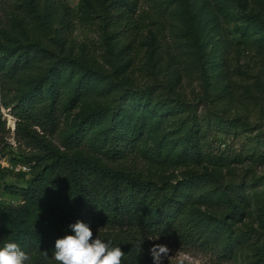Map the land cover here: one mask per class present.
I'll list each match as a JSON object with an SVG mask.
<instances>
[{
	"label": "trees",
	"instance_id": "trees-1",
	"mask_svg": "<svg viewBox=\"0 0 264 264\" xmlns=\"http://www.w3.org/2000/svg\"><path fill=\"white\" fill-rule=\"evenodd\" d=\"M136 1L96 0L83 10L80 20L106 32L108 47L125 40L126 44L116 51V56L122 55L140 33L141 21L134 12ZM50 2L47 0L48 5ZM21 4L25 17L19 30L15 31L13 25L2 30L9 44L0 50V108L8 109L15 118L14 137L22 139L27 149L17 158L27 171L19 170L16 175L29 178L23 186L9 184L5 181L8 169H0L1 190L19 198L17 204L0 203V246L4 241L19 243L30 257L26 264H57L53 258L55 241L74 235L69 225L79 220L89 225L93 239L99 236L121 248L126 254L122 264H145L144 241L155 236L178 238L186 246L205 251L220 248L226 255L230 238L225 234L227 221L208 219L204 213L190 210L195 205L212 204V198H217L230 206V218L236 219L250 204L240 183H229L222 189L211 183L221 178L220 166L227 164V156L203 153L195 119L183 137L170 140L166 134L157 135L160 118L155 119L154 113L159 116L172 109L190 112L193 107L180 100L169 86L163 91L152 86L132 89L118 82V104L112 101L89 111L71 130L62 132L61 113L78 103L86 105L97 93L88 76L99 74L97 82L104 85L98 94L112 84V77L93 67L87 76L82 71L87 68L83 60L54 54L43 45L40 27L58 24L66 33L74 19L72 8L65 6L58 18L43 24L34 15L41 9L42 0H23ZM204 6L210 21L216 20V13L229 16L223 0H217L216 7L210 1ZM187 15L194 30L209 26L199 11L188 10ZM259 32L264 37V25ZM50 60V67L44 70ZM27 79L34 83L30 89L11 98ZM123 99L128 103L119 104ZM240 125L247 128L244 122ZM4 131L0 111L2 142ZM139 153L154 169L196 160L213 167L209 173H196L190 181L171 185L154 173L144 174L138 163ZM252 199L264 233V193L254 192ZM252 264H264V243Z\"/></svg>",
	"mask_w": 264,
	"mask_h": 264
},
{
	"label": "rangeland",
	"instance_id": "rangeland-1",
	"mask_svg": "<svg viewBox=\"0 0 264 264\" xmlns=\"http://www.w3.org/2000/svg\"><path fill=\"white\" fill-rule=\"evenodd\" d=\"M22 1L0 0V50L9 44L2 30L13 25L18 31L22 25L25 17L21 13ZM94 1L51 0L48 5L47 0H42L41 9L34 14L43 24H48L49 20L58 18L65 6L72 8L74 19L66 33L58 24L45 29L40 27L43 45L54 54L83 60L88 69L82 71H86L87 76L93 67L111 75L113 81L103 94H98L104 83L97 82L99 74L88 76L97 93L86 105L78 103L61 113L62 132L71 130L89 111L112 101L117 103L121 95L118 82L132 89L152 86L163 91V87H171L193 110L180 112L172 109L159 116L154 113L155 119L160 118L158 137L162 134L170 140L183 137L195 119L199 124L197 131L203 153L223 154L228 159L226 165L220 166L221 178L211 180V183L219 184L221 189L229 183H240L250 204L242 208L236 219L230 218V206L217 198H212V204L195 205L190 210L204 213L208 219L224 218L227 221L225 234L229 233L230 238L226 255L220 248L205 251L197 246H186L178 238L155 236L144 241V262L154 264L150 250L155 245H166L170 251L161 264H178L182 256L190 257L185 264H252L257 249L264 243V233L258 224L252 199L254 192L264 193V37L259 32L264 25V0H223L229 16L224 18L216 13L214 21H210L204 2L210 1L216 7L217 0H137L134 12L141 21L140 33L124 53L117 56L116 51L126 44L125 40H119L114 48L108 47L106 32L96 24L80 20L83 10ZM188 10L204 14L202 21L209 26L194 30L190 26ZM109 40L113 38L109 37ZM27 41L24 38V43ZM115 57H120L116 63L119 67L114 63ZM51 62L47 61L43 69H48ZM31 80L23 82L11 98L19 91L30 89L34 84ZM124 103L128 102L125 99L119 102ZM0 111L5 120L3 142L0 141V169H8L7 183L23 186L29 176L17 177V171H27L17 158L27 149L22 139L14 137V131L7 128L10 111L4 107ZM232 120L237 123L230 124ZM242 122L247 128L240 125ZM12 135L14 145L9 144ZM147 145H150L149 141ZM138 161L144 174L154 173L160 181H169L171 185L190 181L196 173H209L213 167L206 161L196 160L154 169L145 164L140 153ZM18 199L3 193L0 188V203L17 204Z\"/></svg>",
	"mask_w": 264,
	"mask_h": 264
},
{
	"label": "clouds",
	"instance_id": "clouds-1",
	"mask_svg": "<svg viewBox=\"0 0 264 264\" xmlns=\"http://www.w3.org/2000/svg\"><path fill=\"white\" fill-rule=\"evenodd\" d=\"M69 227L74 235H65L55 241L53 258L57 264H122L126 254L119 246H113L111 240L105 241L99 236L93 239L89 225L79 220ZM150 251L154 264H161L170 250L166 245H155ZM29 259L17 242L4 241L0 246V264H26ZM186 260L190 257L182 256L178 264H185Z\"/></svg>",
	"mask_w": 264,
	"mask_h": 264
},
{
	"label": "built area",
	"instance_id": "built-area-1",
	"mask_svg": "<svg viewBox=\"0 0 264 264\" xmlns=\"http://www.w3.org/2000/svg\"><path fill=\"white\" fill-rule=\"evenodd\" d=\"M9 116H10V117H8L9 120L7 121V123H8V127H7V128H8L11 132H13V131H14V126H15V119L13 118L12 115H9ZM3 119H4V118H3ZM11 139H12V141L9 140V142H10L11 145H14V144H15V141H14L13 135H12Z\"/></svg>",
	"mask_w": 264,
	"mask_h": 264
}]
</instances>
